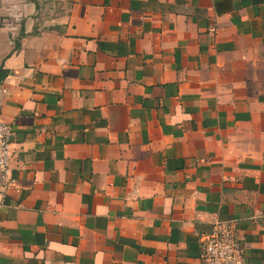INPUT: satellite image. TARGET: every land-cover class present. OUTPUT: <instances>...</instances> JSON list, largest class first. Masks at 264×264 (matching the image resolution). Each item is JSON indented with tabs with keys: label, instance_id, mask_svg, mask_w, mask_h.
I'll use <instances>...</instances> for the list:
<instances>
[{
	"label": "crops",
	"instance_id": "0c3cea01",
	"mask_svg": "<svg viewBox=\"0 0 264 264\" xmlns=\"http://www.w3.org/2000/svg\"><path fill=\"white\" fill-rule=\"evenodd\" d=\"M0 117V264H264V0H0Z\"/></svg>",
	"mask_w": 264,
	"mask_h": 264
},
{
	"label": "built area",
	"instance_id": "2783aa9c",
	"mask_svg": "<svg viewBox=\"0 0 264 264\" xmlns=\"http://www.w3.org/2000/svg\"><path fill=\"white\" fill-rule=\"evenodd\" d=\"M4 24L11 25L8 19H4ZM12 137V125L0 117V196L11 183ZM199 256L201 264H244V249L237 239L236 221L214 219L211 230L200 236Z\"/></svg>",
	"mask_w": 264,
	"mask_h": 264
}]
</instances>
